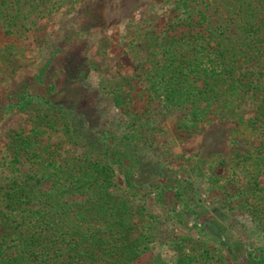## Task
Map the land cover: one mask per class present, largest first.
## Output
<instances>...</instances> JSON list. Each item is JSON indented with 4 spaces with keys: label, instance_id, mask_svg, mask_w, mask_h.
Listing matches in <instances>:
<instances>
[{
    "label": "rangeland",
    "instance_id": "374dc122",
    "mask_svg": "<svg viewBox=\"0 0 264 264\" xmlns=\"http://www.w3.org/2000/svg\"><path fill=\"white\" fill-rule=\"evenodd\" d=\"M176 1L64 0L50 12L34 16L14 43L0 29L6 39V53L0 55V88L35 73L49 51L57 48L60 36L75 35L96 15L77 53L88 61L90 80L75 79L55 99L86 122V134L102 131L108 141L120 137L119 142L128 145L124 149L135 155L123 160L132 169L130 183L117 171L115 185L110 186L139 211L129 236L141 233L145 248L131 264L171 260L178 250L188 255L189 264H264V218L258 216L263 214L259 207L264 199L250 190V175L255 173L250 156L255 155L253 147L264 142V118L255 124L250 118L260 111L264 114V95L259 100V94L243 91L241 100L230 107L233 112H208L190 133L175 128V112L161 114L156 100L144 97L142 71L157 57L152 53L153 34L164 30ZM225 7L222 3L218 9L210 8V15L217 20ZM113 93L122 95L126 104H113ZM67 118L35 104L0 109L3 172L9 153L23 152L17 147H24L21 135L26 133L37 150L46 144L58 159L78 158L83 141L63 130ZM24 154L18 157L22 160ZM256 180L264 186V170L256 173ZM70 197L81 200L85 195ZM177 240L180 247L175 246Z\"/></svg>",
    "mask_w": 264,
    "mask_h": 264
},
{
    "label": "trees",
    "instance_id": "16d2710c",
    "mask_svg": "<svg viewBox=\"0 0 264 264\" xmlns=\"http://www.w3.org/2000/svg\"><path fill=\"white\" fill-rule=\"evenodd\" d=\"M63 1L0 0V29L4 35L17 34L35 21L34 16L50 12ZM219 2L225 3L226 12L215 20L210 8L218 9ZM173 10L164 30L153 34L152 53L157 57L142 72L144 97L156 100L161 114L162 110L175 112L178 131H194L208 112H233L230 107L248 89L259 94V100L263 98L264 0H177ZM95 16L75 35L60 36L57 48L49 51L35 73L23 74L13 85L0 88V109L29 104L53 109L68 116L63 130L83 141L79 157L63 161L46 144L33 148L30 134L17 133L25 139L24 147H17L23 152H10L5 171L0 167V264H131L145 248L141 233L129 236L138 209L110 189L117 171L130 183L132 169L123 160L135 155L124 149L128 145L120 143V137L108 141L102 131L86 134V122L55 99L80 79L90 80L88 61L77 53ZM4 53L5 45L0 47V55ZM112 101L117 106L127 102L117 93ZM263 118L260 111L250 118L251 124ZM253 151L250 190L264 199V186L256 180V173L264 170V142ZM23 153L21 160L18 155ZM23 160L30 161L24 165ZM75 194L85 197L70 199ZM259 208L263 214L258 216L264 218V203ZM146 264H189V259L178 250L171 260L155 258Z\"/></svg>",
    "mask_w": 264,
    "mask_h": 264
},
{
    "label": "crops",
    "instance_id": "0c3cea01",
    "mask_svg": "<svg viewBox=\"0 0 264 264\" xmlns=\"http://www.w3.org/2000/svg\"><path fill=\"white\" fill-rule=\"evenodd\" d=\"M37 22H40V21H37ZM29 24V23H28ZM4 35V34H3ZM5 36V35H4ZM11 40H12V43H14V41L16 40L17 38V35L16 34H10V37H9ZM5 38L2 37V35L0 34V47H3L4 46V42H5ZM10 42V41H8ZM7 42V43H8ZM6 43V45H7ZM8 46V45H7Z\"/></svg>",
    "mask_w": 264,
    "mask_h": 264
}]
</instances>
